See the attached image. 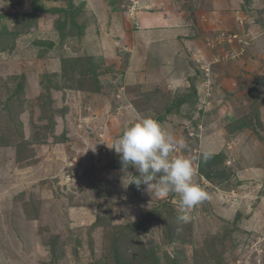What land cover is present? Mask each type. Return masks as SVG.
<instances>
[{
    "label": "rangeland",
    "instance_id": "1",
    "mask_svg": "<svg viewBox=\"0 0 264 264\" xmlns=\"http://www.w3.org/2000/svg\"><path fill=\"white\" fill-rule=\"evenodd\" d=\"M153 1L0 0V176L19 183L0 204V264H264V0L238 2V29L185 24L203 33L182 31L170 58L122 31ZM47 54L61 73L37 63ZM146 117L193 159L207 199L186 213L178 194L131 184L111 148Z\"/></svg>",
    "mask_w": 264,
    "mask_h": 264
},
{
    "label": "clouds",
    "instance_id": "2",
    "mask_svg": "<svg viewBox=\"0 0 264 264\" xmlns=\"http://www.w3.org/2000/svg\"><path fill=\"white\" fill-rule=\"evenodd\" d=\"M111 148L119 154L125 171L131 166L138 173L131 184L151 188L160 197L178 194L182 213L207 199V193L194 181L197 169L193 159L172 157L177 148H186L185 142L175 140L158 120L146 117L133 123ZM199 158L207 162L211 153L204 151ZM177 218L186 220L187 216Z\"/></svg>",
    "mask_w": 264,
    "mask_h": 264
},
{
    "label": "crops",
    "instance_id": "3",
    "mask_svg": "<svg viewBox=\"0 0 264 264\" xmlns=\"http://www.w3.org/2000/svg\"><path fill=\"white\" fill-rule=\"evenodd\" d=\"M216 1L217 2H215L216 3L215 4L211 0H155L152 2V5H153L152 7L155 6L156 8L155 12H146L141 19L139 18L140 20L137 19L138 21L137 22L138 26L136 25L137 30L133 31L130 29V31H128L126 28H125V31L122 30L125 35V41L127 42L128 40H131L130 34H133L134 32L135 34L136 33L144 34L145 41L143 42V44L146 45L145 47H143L144 50L148 48L149 45L153 43L155 39H157L158 42L156 43V45H157V49L159 50L160 54H163L164 58L165 56H167V58H170L171 56L174 57V55H182L185 53V51L184 52L182 51L181 49L182 47L180 44L181 42L180 35L184 34L182 33V31L185 32L184 35H187V32H189V34H202L203 33L202 30H199V27H198V30L195 28V32H194L192 27L185 26V24H190L189 22L193 23L195 20L198 24L199 23L202 24L204 22V18L206 14L208 15L209 18H212V19L213 17H215L216 19L219 18L222 21L229 20V23L231 24V26L236 25L235 27H237V29L238 27H241L243 25V24L242 25L238 24L237 23L238 20L233 23L232 21H233V18L236 17L237 13L238 15L240 14V12H238L239 9L237 8L241 6L242 4L240 5L238 4V2L242 1L243 3L244 0H216ZM220 5L222 6L221 9L219 8ZM212 6L214 7L213 10L211 9V10L204 11L205 8L208 9V7H212ZM125 21L121 20L123 25L125 24L124 23ZM207 21L209 20L207 19ZM21 37L24 38L23 41H26L25 40L26 38L42 37V34H26V35L19 36V38ZM184 38H186L188 41L191 40L190 42L192 43H194L195 41L197 42V40H193L192 36L190 35H188L187 37L184 36ZM20 40H22V38ZM258 45L262 47L261 49H263L264 40L258 41ZM130 46H131V49L129 50L130 51L129 54H131V58H132V60L130 61V64H131V62L136 58V56L141 55V54L140 53L138 54V51L132 50V48H134L132 43H130ZM167 51H169V53L166 54ZM159 52L157 53L159 54ZM105 58L106 57H103L104 60ZM41 61L42 62L37 61V63H45V65L42 66L43 69L50 70L51 71L50 73H56L54 75L61 73V67H62L61 60L55 58L52 54H47L44 59H41ZM130 64H129L128 70H130V73H132L131 68L133 65L134 66L137 65V63H132L131 65ZM140 69H142V66ZM168 71H171V70L169 69ZM173 73H176V72H173ZM170 77L174 78V75L171 74ZM57 90L58 89H56V94L57 93L59 94V92H62V91H57ZM51 93L53 94L52 91ZM68 95H70L69 92H68ZM1 159L2 158H0V161ZM5 182H6L5 174L1 173V176H0V201L1 202L0 204H3V203L8 204L9 199H14L16 195L15 190L17 188L19 189V185H18L19 183H16L15 180L8 181L6 183ZM10 204L12 205V208L15 207L12 201ZM16 212L18 213L19 211H16ZM1 220H2L1 224H3L5 219H1Z\"/></svg>",
    "mask_w": 264,
    "mask_h": 264
},
{
    "label": "trees",
    "instance_id": "4",
    "mask_svg": "<svg viewBox=\"0 0 264 264\" xmlns=\"http://www.w3.org/2000/svg\"><path fill=\"white\" fill-rule=\"evenodd\" d=\"M23 32V31H22ZM21 31H20V33H19V36L20 35H26V34H23ZM0 34H1V32H0ZM3 34V33H2ZM48 46L49 47H53V44L52 43H48ZM3 46H0V49L1 50H3ZM4 51V50H3ZM94 69H95V67H93L91 64L89 65V70H90V72H92L94 75H95V72L96 71H94ZM94 75H93V77H94ZM43 77L45 78V82H47V83H52V79H53V76H51V75H43ZM94 78H96V77H94ZM186 101V100H185ZM182 103H184V100H182L181 101ZM181 103V104H182ZM213 159H214V157H213V155H211V158L207 161V162H203L202 160H201V164H200V169H201V171H205L206 172V168L208 167H210L211 165H212V162H213Z\"/></svg>",
    "mask_w": 264,
    "mask_h": 264
}]
</instances>
